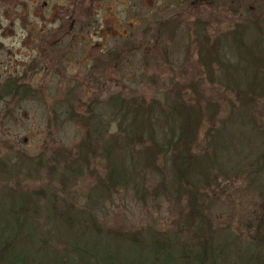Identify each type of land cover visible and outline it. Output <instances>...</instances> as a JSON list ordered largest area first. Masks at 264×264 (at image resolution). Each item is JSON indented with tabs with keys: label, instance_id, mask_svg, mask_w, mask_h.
<instances>
[{
	"label": "rangeland",
	"instance_id": "obj_1",
	"mask_svg": "<svg viewBox=\"0 0 264 264\" xmlns=\"http://www.w3.org/2000/svg\"><path fill=\"white\" fill-rule=\"evenodd\" d=\"M99 1L63 0L55 24L50 0H0V219L26 223L19 239L40 259L50 244L65 264H105L107 255L111 264H158L167 253L140 246L155 238L175 247L174 258L180 248L229 256L237 247L247 252L241 264L254 249L264 258V101L243 99L246 82L261 86L247 57L258 56L256 35L264 47V0H110L109 19L95 11ZM238 32L249 50L240 56ZM164 95L178 106L155 120L167 132L145 130L162 146L176 141L183 108L185 139L174 152H129L148 167L119 190L103 146L116 147L131 110L149 117Z\"/></svg>",
	"mask_w": 264,
	"mask_h": 264
},
{
	"label": "trees",
	"instance_id": "obj_2",
	"mask_svg": "<svg viewBox=\"0 0 264 264\" xmlns=\"http://www.w3.org/2000/svg\"><path fill=\"white\" fill-rule=\"evenodd\" d=\"M238 34L239 36H237V38L233 40L234 41L233 43H235L236 46L238 47V49H236L237 50L236 52L240 56L241 52H246V51L248 52L249 50H246L245 46H242V42L243 43L245 42V40L243 41L244 36L242 35V33L238 32ZM257 37L259 36L256 35V37L251 40H252V43L255 44L254 48L256 52L258 53V56L257 55L254 56L253 54L251 57L249 56L247 58H249L250 60L248 61L252 63L251 64L253 68L252 72L254 76H257V77L260 76V80L258 82L261 84V86L260 87L252 86L250 83L252 80L250 82L245 83L243 90L249 95L244 94L243 99L247 105H252L258 102V99H261L264 101V72L257 73L258 62L264 61V47L260 45L261 43L260 38H257ZM10 87H11L10 85L7 86V88H10ZM248 87H250V89H248ZM16 88L15 90L17 92H14V94L19 93V91L22 90V89L20 90V88H17V89ZM241 96L239 99H241ZM162 99L164 100L162 103V106H159L158 108L152 107L148 109L151 117L150 116L143 117L141 108L135 109L133 111L131 110L130 114H127L128 115L127 118L123 117L126 120L128 119L126 121L127 122L126 126L123 127L122 125H119V132L121 133V135H117L119 140H118L116 147L114 148L113 146H111L112 144L110 146H107V145L103 146V156L105 157V159H108V164L110 168V171H109L110 181L112 185L118 188L119 190L127 186L134 185V178L136 176V174L134 173V168H136L137 170L139 169L144 170L146 167H148L147 165L143 167L144 157H140L141 160L134 162L135 158L128 157L129 152L133 150L135 152H140L146 155H148L151 151H154L155 154L165 153L166 151L174 152L176 148H179V143L180 142L182 143L183 139H185L184 125L187 123L188 119L190 118H189L188 112L185 113V110L183 108H179V113L181 115L180 117H181L182 123L179 126V130L177 131L178 134L176 137L177 139L176 141L171 142V140H173L172 139L173 137H166L164 138V146H162V144L158 142V140H155L154 136H152L153 133H147V130H145V128H151L152 126L157 125L156 124L157 122L155 120L158 116H160V113L166 112V110L167 112L174 113L175 111L174 109L178 108V106H176L177 104H174L173 108L170 107V104H169L171 100L170 96L164 95ZM172 104L173 103H171V105ZM140 119L142 120V123L139 122ZM158 131H160V134H162L163 132L164 133L167 132V131H164V127H161V126H158ZM144 133H146L147 135L146 138H145ZM169 133L171 134L173 133L170 127H169ZM148 141L150 144H148ZM141 144L147 145L150 148L149 149L145 148L143 150L142 149L135 150V147L140 146ZM177 153L179 157H181L182 162L180 166L176 165L175 167L177 168L176 169L177 172L179 171L183 175L189 169L187 168L186 164H183L184 159L186 158V155L183 154L182 151H179V150H177ZM173 157L174 156H171L169 158L171 160L169 165L170 167H172L171 169L174 170V164L172 162ZM115 158H117V160H115ZM148 159L149 158L147 157L145 158V163L147 164L148 162H150L152 164L153 162H155L156 156H153L149 160ZM60 224H63V223H60ZM75 224H76V227H79L78 229L83 231L81 229V227H83V229L87 232V228H85L84 226H81V224H79L78 221H75ZM28 228L29 227L26 223H22L19 221V219H16V218L11 219V220L0 219V264H53L52 261L49 260L50 256L52 255H54L58 260H60L61 264H65L64 261L67 258L65 256L64 257L59 256L58 253H55L54 252L55 248L54 249L52 247L49 248L50 244H46L45 246L42 247V251L44 252V255L42 259H40V256H42L41 253L35 252L33 247L27 242V240H24V241L20 240L19 239L20 237L23 238V237H26V234H29ZM72 229L70 231H72ZM67 233H68V230L66 229L63 233L65 235L64 237H66ZM99 235L100 234H94L93 236H95L97 239H99L103 243L104 242L109 243L112 240V239H107L108 240L107 241L105 238H108V237L103 238L104 236L102 237V235L101 236ZM82 236L87 237V235L86 236L82 235ZM14 239L15 241L13 242ZM155 239H157L158 241L157 240L154 242L152 241V243H149L147 241L146 243L140 246L147 247L148 251H151L152 252L151 255L155 256V258H157V256L161 254L162 252L165 254L167 253L166 254L167 257L164 259V261H161L160 263L157 262L158 264H173L172 260H179L180 262H182V264H184L186 262V259L183 257L184 255L188 256L187 262H191V264H196V263L197 264H208L210 263V259L214 262V264H241L240 258L242 257L244 253H247L246 251L242 252L241 250H239L238 247L231 248L234 251L231 252L229 256H228V252L227 251L225 252V248L223 250L222 249H219V250L209 249L207 255L205 254L204 251L203 252L200 251L202 250V248H200L199 251L198 249L196 250L194 248H190L189 250H186V251L183 248H180L179 253L181 255L178 253V256H180L181 258H174L173 251L175 250V247L163 248V245L160 243L161 239L159 238H155ZM84 246H86V243L85 244L83 243L82 246L72 245L70 247L67 246L66 248L72 249L73 251H76L74 249H77L78 250L77 252H79L81 251V248H83ZM256 250H259V249H254V252H251L252 253L251 255L246 256V258L248 259V264H250L251 262L252 264H264V258L259 259V257L255 256V255H258ZM210 255H213V256L210 258ZM112 260H113V256L107 255V260H106L107 262H105V264H111L110 262H112ZM156 261L157 259H155V262ZM141 264H144V262H141Z\"/></svg>",
	"mask_w": 264,
	"mask_h": 264
},
{
	"label": "flooded vegetation",
	"instance_id": "obj_3",
	"mask_svg": "<svg viewBox=\"0 0 264 264\" xmlns=\"http://www.w3.org/2000/svg\"><path fill=\"white\" fill-rule=\"evenodd\" d=\"M58 1V2H57ZM93 1H95V0H92V2H90V4L92 3H94ZM96 1H99V0H96ZM106 1V0H105ZM108 1V3L107 2H103V0H100L99 1V4H97L96 6H95V11L98 13V8L99 9H101V10H104L103 12H102V14L103 15H105L106 16V18L107 19H109V15H110V13L112 12V7H110L109 6V2H110V0H107ZM53 2H55V3H53ZM91 4V5H92ZM55 7H60L61 9H62V7H63V0H50V6L48 7V10H47V12H48V14H47V18L49 19V17H51L52 15H53V12H54V10H55ZM97 7V8H96ZM94 11V9H93V12H95ZM61 12V15H62V11H60ZM93 14V13H92ZM51 20H54V17H51ZM55 22V24H57V22H58V20L57 19H55L54 20ZM97 35H98V32L96 33ZM77 40L78 41H80L81 42V44L82 45H91L89 42H88V40H86V39H80V38H77ZM92 46V45H91Z\"/></svg>",
	"mask_w": 264,
	"mask_h": 264
},
{
	"label": "water",
	"instance_id": "obj_4",
	"mask_svg": "<svg viewBox=\"0 0 264 264\" xmlns=\"http://www.w3.org/2000/svg\"><path fill=\"white\" fill-rule=\"evenodd\" d=\"M263 212H264V207H263Z\"/></svg>",
	"mask_w": 264,
	"mask_h": 264
}]
</instances>
